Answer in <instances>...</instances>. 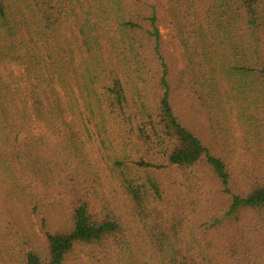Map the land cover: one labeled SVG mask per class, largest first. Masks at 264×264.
<instances>
[{"label": "trees", "instance_id": "16d2710c", "mask_svg": "<svg viewBox=\"0 0 264 264\" xmlns=\"http://www.w3.org/2000/svg\"><path fill=\"white\" fill-rule=\"evenodd\" d=\"M259 77L264 0H0V264H264Z\"/></svg>", "mask_w": 264, "mask_h": 264}, {"label": "rangeland", "instance_id": "374dc122", "mask_svg": "<svg viewBox=\"0 0 264 264\" xmlns=\"http://www.w3.org/2000/svg\"><path fill=\"white\" fill-rule=\"evenodd\" d=\"M148 2L152 3L154 0H147ZM159 16V29L162 33L164 41L169 45V51L175 57L179 55V48L177 46V42L174 39L173 29L169 23L168 15L165 11H160L158 13ZM242 83L247 84L249 83V79L242 78ZM259 82L263 85L259 86V93L255 92L254 90H250L248 88L245 95H242L240 98V102L233 101L232 104L229 103V98L227 96H223L222 99L224 100L225 104L223 106H219V110L212 112L207 120L204 119V130H203V140H211L212 135L215 131L219 130L220 126H223L228 130L230 139H231V149L235 150L234 155L237 157L236 171L240 173L244 168L249 170L250 166L253 165L257 161V157L255 158L252 163L247 158L249 156V151H257V149L248 150L246 143L247 140L250 138L248 135L252 134L249 130V124L256 120L260 124L259 128V137L261 140H264V97H260V95L264 94L262 91L264 88V78L259 77ZM227 88V87H224ZM228 90L226 91V93ZM259 95L260 98H257ZM257 98V99H254ZM259 99V102L257 100ZM241 105V107H239ZM243 111V116L240 114ZM239 112V114H238ZM251 115V116H250ZM250 119L247 121L248 117ZM215 118V119H214ZM214 119V120H213ZM212 121H214L212 125ZM258 147V146H257ZM264 148L263 144H261L260 148L258 147L259 151ZM264 153V152H261ZM260 153H257V155ZM242 155V157H241ZM86 255H83L80 261H76L71 259L67 264H91V262L87 259ZM115 259L113 258L112 261ZM111 261V260H109Z\"/></svg>", "mask_w": 264, "mask_h": 264}]
</instances>
